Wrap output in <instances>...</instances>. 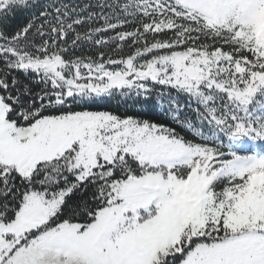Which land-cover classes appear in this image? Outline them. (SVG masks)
I'll use <instances>...</instances> for the list:
<instances>
[{
  "label": "snow or ice",
  "instance_id": "obj_1",
  "mask_svg": "<svg viewBox=\"0 0 264 264\" xmlns=\"http://www.w3.org/2000/svg\"><path fill=\"white\" fill-rule=\"evenodd\" d=\"M0 264H264V0H0Z\"/></svg>",
  "mask_w": 264,
  "mask_h": 264
},
{
  "label": "trees",
  "instance_id": "obj_2",
  "mask_svg": "<svg viewBox=\"0 0 264 264\" xmlns=\"http://www.w3.org/2000/svg\"><path fill=\"white\" fill-rule=\"evenodd\" d=\"M69 3H94L95 0H65ZM85 54H87V49H85ZM34 90L38 91L39 88L33 85ZM179 99V98H178ZM181 104L186 103V99H180ZM93 110H107L113 112L117 115H133L140 119H149L157 123H165L171 127H176L179 130V126L174 124L171 117L166 115L165 112L161 111L159 105L156 103V98L153 96L151 100L137 99L136 97L128 98L121 97L119 94H115L111 98H105L102 102L94 104L91 106ZM190 117L195 120L194 113L189 109L185 108L182 111L181 119L185 117ZM182 135L190 136V133L181 132ZM89 203L91 201L89 200Z\"/></svg>",
  "mask_w": 264,
  "mask_h": 264
}]
</instances>
